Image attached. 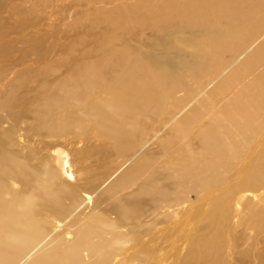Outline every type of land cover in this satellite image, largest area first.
Returning <instances> with one entry per match:
<instances>
[{"label":"bare ground","instance_id":"obj_1","mask_svg":"<svg viewBox=\"0 0 264 264\" xmlns=\"http://www.w3.org/2000/svg\"><path fill=\"white\" fill-rule=\"evenodd\" d=\"M23 1L30 0H0V264H264V234L257 237L252 231L246 233L264 223V202L249 214L238 208L231 212L232 218L238 213L234 229L230 225L229 207L224 204L234 198L239 205L247 200L261 201L240 193L244 188H255L256 179L264 175V134L258 136L261 138L255 152L248 155L247 165L238 174V183L232 185V180L227 183L232 171L228 176L226 171L234 168L242 155L239 153L236 158L227 155L231 130L226 117L223 124L216 121L208 125L224 126L220 135L214 131L204 136L206 148L217 156L183 162L169 173L180 171L179 176L184 177L187 186L198 187L200 199L189 207L194 210L200 203L208 202L200 227L210 233L195 235L184 229L172 240L168 234L157 236L153 213L158 207L169 206V192L157 188L155 179L159 171L152 162L153 145L158 139L154 138L152 124H146L143 118L156 107L153 65L163 64L166 78L178 76L181 70H198L207 61L199 57L203 55L202 48L211 49L226 28L232 31L239 26L246 28L249 18L235 26L230 25L228 18L221 28L207 26L208 22L199 23L198 27L183 23L188 31L174 39L170 49L162 54L147 51L149 62L136 63L130 75L119 73V77L107 66L86 77L81 71L78 76L82 83L69 84L70 91L63 96L50 90L49 80L43 79L33 103L29 83L24 86L26 72L19 71L16 75L13 72L16 50L11 19L21 10L18 2ZM31 1L47 3L46 15L59 9L57 0ZM209 4L206 0H164L152 4L154 10L149 14L160 19L169 16L175 29L176 19L201 17ZM230 6L226 3L218 12ZM133 16L139 15L134 11ZM199 35L208 36L203 39V46ZM42 40L43 35L37 33L26 41L34 44L33 49L42 56L45 53ZM187 47H197L198 55L197 50L187 52ZM262 82L263 90L257 93V99L244 107L243 118L248 125L254 117L252 111L264 110V79ZM241 101H237L240 109L244 106ZM235 102L230 103V109ZM223 110L228 112L227 105ZM29 113L36 116L31 126L7 124L10 120L20 122ZM188 118L189 115L183 117ZM77 128L88 141L83 147L34 144L37 132L64 134ZM249 142L252 143L251 139ZM225 182L226 191L222 187ZM161 199L165 201L159 202ZM261 199L264 201V194ZM88 207L91 211L81 219L74 216ZM122 227H127L126 235L130 230L137 237L144 236V243L138 244L143 238L129 243L128 236L124 237L120 231ZM238 227H243V232Z\"/></svg>","mask_w":264,"mask_h":264},{"label":"rangeland","instance_id":"obj_2","mask_svg":"<svg viewBox=\"0 0 264 264\" xmlns=\"http://www.w3.org/2000/svg\"><path fill=\"white\" fill-rule=\"evenodd\" d=\"M163 1L57 0L59 9L56 8L57 10H53L50 15L44 12V6L47 3L43 1L18 2L21 10L16 15L13 14L11 19L12 40L16 50L12 60L14 75L19 71L26 72L23 79L27 83L24 86L27 87L29 83L27 88L34 97L33 103H36L35 97L38 96L43 79L49 80L50 90L59 91L63 96L70 91L69 84L75 85L81 82L78 76L81 71L86 77L107 66L118 76L119 73L130 75L134 72L136 63L149 62L147 51L162 54L163 51L170 49L171 42L188 31L187 24L184 26L183 23L198 27L197 24L208 22L207 26L212 24L221 28V23L226 22L228 18L232 26L249 18L246 28L239 26L236 31L226 28V32L219 34L218 42L211 49L202 48L203 55L199 57L207 60L204 61L206 64L202 68L190 71L191 73L187 72L189 71L187 69L181 70L178 76L171 75L166 78L164 76L167 70L163 64L152 67L151 72L156 84V107L152 110L153 112L151 109L147 111L143 118L146 124H152L155 131L154 138L158 139V143L155 141L153 145L155 159L151 161L159 171L155 179L157 188L159 191L169 192L167 199L169 212L166 210L167 207H158L153 217L157 225V236L168 234V238L173 240L179 237L184 229L194 232L195 235L210 233V231L201 230L200 227L202 217L209 207L208 202L200 203L202 205H197L194 210L189 207L200 199L198 187L187 186L184 177L179 176L180 171L169 173L176 168V165L180 168L183 162H192V160L200 162L206 156L213 159L217 156L206 148L204 136L214 131L220 135L224 126L208 125H213V122L217 123L216 121L218 124H223L225 117L226 124L230 125L229 137L233 136L228 137L227 141L232 152L228 148L227 155L235 156V158L239 153L242 155L240 160H235L234 168L228 169L227 174L221 173L228 176L232 171L228 182L226 181L227 183L234 181L232 185L238 183V174L247 165L248 155L255 152L256 144L261 138L258 136L264 134V123L261 124L264 121V110L252 111L254 117L249 125L243 118L245 105H252L258 97L257 93L263 90L260 86L264 79V0H206L210 4L205 5V12L201 14V17L176 19L178 26H175V29L174 21L169 16H162L160 19L149 14L154 10L152 4H160ZM233 2H235L234 6ZM226 3L231 4L229 9L219 13L220 8ZM194 4L195 2L192 3ZM14 7L16 8V2ZM134 11L139 15L138 18L133 16ZM37 33L43 35L42 47L45 50L43 57L37 53L38 51L36 52V49H33L34 44H27L26 41ZM167 34L169 40H167ZM207 37L198 36L202 46ZM186 49H188L187 52L197 50L198 55L197 47ZM206 53L210 55L206 56ZM209 90L214 93L210 94ZM240 100L244 103L241 109L237 106V101ZM233 101H236L235 105L230 109V103ZM226 105L228 112L223 110ZM184 115H189V118L184 120ZM258 116H260L259 120L256 119L259 118ZM35 119L36 116L29 113L24 115L20 122L10 120L7 124L31 126ZM78 130L77 128L64 134L37 132L34 135V144L37 147L54 144L74 148L83 147L88 141L83 132ZM250 139L252 143L249 142ZM226 182L222 186L225 191ZM167 184L169 188L165 189L163 186ZM255 185V188L251 190L244 188V192L240 194L245 193L246 198H260L261 201L247 200L239 205L234 198L235 201L227 200L224 203L229 207L230 225L233 226L231 229H234V222L238 219V213L232 218L231 212L238 208L249 214L251 209L262 206L264 175L256 179ZM162 201L165 200L161 199L159 202ZM253 202H256L255 205ZM87 211H91V207L82 208L74 216L79 215L81 219L88 213ZM74 216L69 219H74ZM262 220L264 222V214ZM143 228L146 229V226ZM243 230V227H238L239 232ZM120 231L125 234L124 237L128 236L129 243L135 238H143L138 244L144 243V236L137 237L130 230L126 235L127 227H122ZM250 231L255 236L261 237L260 235L264 234V223L261 227L249 229L246 233ZM171 239L167 242L170 243Z\"/></svg>","mask_w":264,"mask_h":264}]
</instances>
